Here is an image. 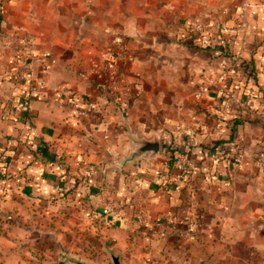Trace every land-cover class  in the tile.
<instances>
[{
  "label": "crops",
  "instance_id": "obj_1",
  "mask_svg": "<svg viewBox=\"0 0 264 264\" xmlns=\"http://www.w3.org/2000/svg\"><path fill=\"white\" fill-rule=\"evenodd\" d=\"M71 1L77 2L86 11L81 12V15H87L92 13L90 3L95 2L104 4L98 8L99 13L113 14L116 10L115 5L120 0H109L108 4L107 0ZM173 1L180 4L178 6L180 11L181 4L186 3L184 0ZM217 1L219 2L216 0L189 2L195 10L193 16L182 18L176 24L174 32L169 34V42L183 47L189 46L205 52L206 55L195 58L194 68L196 64L198 66L191 72L195 73L191 77L194 79L192 82L195 88L187 96L192 102L197 103L178 105L182 117L179 116L177 122L187 129V133L190 131V135H182V132L174 130L178 134V143L182 142L179 148L188 152L182 156L186 157V162L191 168L189 167L179 190L173 189V183L170 190H167L158 179L160 175H157L159 171L167 170L165 159L167 155L161 154L160 150L157 157L152 160L147 159L144 162L140 160L139 169L138 160L135 164L122 163L135 142L129 138L125 122H121L119 110L115 111L111 103L106 104L108 101L105 96L99 91L80 94L79 98L84 104L79 106L74 102L71 106L65 102L66 91L60 93L48 89L45 74L41 75L47 71L39 68V65L44 66L42 62L55 41L52 38L53 34L48 41L50 32L48 34V31L31 24L36 10L34 2L37 0H1L0 151L17 161L15 162L18 168L13 172L17 173V180L22 181L23 190L20 189V194L28 193L26 190L29 189L36 199L41 200L40 198L47 195L49 197L56 191H63L62 194L71 199L75 194L79 195L81 190L90 188L89 186L99 187L100 183L93 179L92 175L102 173L103 182H110L109 185L105 184L104 188L111 191L115 186L122 191L114 204L115 207L112 206L116 200L113 195L102 196L99 193L93 195L95 200L98 199L100 208H108L110 211L107 212L109 220L113 219L122 226L126 224L132 226L135 224L132 219L133 208L135 210L139 208L148 220L158 219V223L154 220L156 227L152 229L153 236L160 237L157 242L160 244L162 242L164 250H174L178 254L191 252L198 255V258L202 255L208 258L212 255L214 247L222 248V253L226 254L229 247L239 243L242 247L254 248L260 257H264V62L261 61L264 53L262 50L264 0H240V3L235 5L231 3L234 5L231 10L226 6L216 12V6L224 5L226 0ZM45 3L48 12L54 16H58L63 5H66L63 0H45ZM164 7L168 9L169 4ZM244 11L257 20L254 22L257 25L253 24L251 30L256 38L252 43L258 47L257 49L252 43L244 40L243 35L245 32L248 33L246 30L250 28H244V24H229V20L222 21L225 20L223 17L227 12L231 16L230 21L233 22L234 16H242ZM123 14L124 25L121 30L127 33L134 32V14L128 7ZM62 16L64 14L60 15V20ZM197 16L203 17L196 18ZM84 22L76 27L77 39L70 49L73 52V59H76L77 55L81 57L82 54L89 57L88 52H94L83 47L86 42L96 46V51H100L104 45L113 47L116 41L119 45L121 43L126 45L120 34L121 30L117 27L106 26L97 30L95 24L99 22L96 19L90 24H87L89 21L86 19ZM196 22L209 24L212 30L208 35L195 31L193 24ZM216 28L220 31L216 32ZM219 35L227 37L230 42L232 57L226 55L215 57L217 51L212 49V44L217 43ZM249 44L252 47L247 48ZM42 49L47 52L38 57L37 53ZM94 53L89 59L92 64L95 63L97 77L100 79L103 77L99 68L100 61L108 59L109 53L96 52L97 56ZM250 59L254 64L253 74L257 77L256 82L239 67L240 61L249 62ZM19 66L27 68V76L34 87L31 85V88L35 89L28 103V116L23 120L19 118L24 113L17 111L19 101L12 100L14 83L9 77L10 72ZM131 66L133 68L132 64ZM202 86H207L208 91L199 98L196 94ZM126 95H129V92H126ZM229 95L236 97L237 101L229 100L226 113L223 116L218 115L217 105L229 98ZM11 105H15L16 109L12 110ZM231 118L243 120L235 126L233 132V141L238 149L231 150L232 154L240 156L242 160L240 166L235 163L236 155L233 162V158L227 161L219 160L204 149L230 135V127L234 123ZM101 128L107 129L101 131ZM179 133L182 137H179ZM35 142H45L50 152H56L62 157L61 162L45 161L43 149L33 146L38 152L35 153L37 156L35 158L34 153L28 148L29 144ZM144 157L142 156L143 159ZM129 167L131 170H127ZM134 167L143 172L141 178L137 177L138 172H135ZM122 169H126V172L123 173ZM177 173L176 169L175 173H170L169 176L173 177ZM132 174L136 176H131ZM128 178L136 179L138 187L135 190L131 186L128 187L130 180ZM137 191H140V195H133L138 193ZM167 217L178 223L176 228L181 229L180 234L177 231L170 234L169 230L162 229ZM252 221L255 225H252ZM193 223L197 227L191 231ZM186 228L190 230L188 234L184 233ZM156 230L162 232V235H155ZM170 235L176 242H170ZM174 242L176 249L171 245Z\"/></svg>",
  "mask_w": 264,
  "mask_h": 264
},
{
  "label": "rangeland",
  "instance_id": "obj_2",
  "mask_svg": "<svg viewBox=\"0 0 264 264\" xmlns=\"http://www.w3.org/2000/svg\"><path fill=\"white\" fill-rule=\"evenodd\" d=\"M184 1L186 3L181 4L182 10L180 11L178 9L180 4L178 5V2L173 0H120L115 5L116 10L113 11V14L99 13L98 8L104 4L95 2L90 3L92 13L81 15V12L86 11L77 2L63 0L66 5L62 4L61 13L54 16L48 12L45 0H37L38 3L34 2L36 10H34L31 20V24L48 31V34L50 32L48 41H50L51 34L55 41L48 52L42 49L37 53L38 57H42L45 52L48 54L42 62L44 66L39 65V68L47 71L42 72L41 75L45 74L48 89L60 91V93L66 91L65 102L71 106L74 102L79 106L84 104V101L79 98L80 94L92 91L98 93L99 91L102 96L106 97L108 101L106 104L111 103L115 111L119 110L121 122H125V129L129 131V138L156 139L159 142L161 154H166L168 157L165 158L166 163H169L170 158H174L177 170L179 157H183L182 155L188 152L179 148L182 146V142L178 143V134L175 132L179 131L182 132V135H190V131L187 133V129L177 122L178 117H182L178 105L179 103L192 105L197 103L192 102V99L187 96L195 88V84L192 82L194 79H191L195 73L191 72L198 66L196 64L194 68L195 58L200 57L199 55H206L200 50L168 41L176 24L182 18L193 16L195 10L189 5V2H196V0ZM108 2L109 0L106 1L107 4ZM216 2L219 1L216 0ZM231 3L235 5L240 3V0L238 2L226 0L222 6L217 3L219 7L215 5L216 12L226 6L231 10L234 6ZM166 4H169L168 9L164 7ZM127 7L134 14L135 23L134 32L128 33L121 30L124 25L123 13ZM227 13L223 17L225 20L222 21L229 20V24H244V28H250L246 30L249 31L248 33L245 32L246 36L243 35L244 40L250 43L254 42L255 33L251 30L253 24L257 25L254 23L257 21L256 18L244 11L242 16H234L235 20L232 22L230 14ZM63 14L64 16L60 20V15ZM201 17L203 16L196 18ZM84 19L89 21L87 24L96 19L99 22V24L95 22L97 30L106 26L117 27L121 30L120 34L127 45L125 47L126 45L121 43V46L116 41L113 47L101 45V50L96 51V46L87 44L88 42L85 43L84 48H90L95 52H88L90 56L93 53L97 56L96 52L102 51L109 53L108 59L100 61L99 68L104 78L97 77V69L95 63L92 64L93 62L89 59L90 56L82 54L81 57L77 55L78 57L73 59V52L70 49L77 39L75 37L76 27L82 25ZM250 47L252 45L249 44L247 48ZM253 47L258 48L255 44ZM262 50H264V46ZM262 56L264 57V53ZM261 61L264 62L262 59ZM244 64H250L254 68L252 59L249 62L244 60ZM239 67L243 69V65H239ZM12 73L15 74L14 76L21 73L26 74L27 68L19 66L10 72V74ZM253 75L250 74V76ZM14 76H9L12 81L17 79ZM26 77L30 80L29 76ZM253 79L255 82L257 81L256 76ZM25 83L27 82L25 81ZM30 84L33 87L32 82ZM33 88L31 89L32 96L35 90ZM126 92H129V95L125 96ZM201 95V97L198 95L197 97L202 98L204 93ZM75 96H77L76 99H74ZM221 104L222 102L219 106ZM219 106L217 105L216 109ZM111 121L109 124L112 123ZM106 129L101 128L100 130ZM182 135L179 133V137ZM94 137L96 138V136ZM24 144L26 145V143ZM133 146L127 156L139 144L134 143ZM165 147L168 148L166 152L163 150ZM158 152L154 156H150V152H146L142 155L145 156L144 159L140 156L135 159L134 164L138 160V165L136 164L138 167L141 163L140 160L143 162L147 159L148 161L152 160L157 157ZM124 153L125 151L122 154ZM5 157L4 163L0 165V264H77L78 262L113 264V255L119 257L121 264H264V257H260L258 251L253 250L254 248L242 247L239 243L229 247L226 254L222 253V248L214 247L211 251L212 255L208 258L203 255L198 258V255L191 252L178 254L174 250H164L162 242L161 244L157 242L160 237L153 236L152 229L156 227L155 219L148 220L139 208L136 210L133 208L132 219L135 224L132 226L126 224L128 226L125 228L126 225L122 226L114 222L113 219L109 220L107 212L110 211L107 210L108 208H100L98 199L95 200L93 195L98 193L102 196L113 195L116 200L113 201L112 206L115 207L114 204L118 201L122 191L115 186L111 191L104 188L103 186L109 185L110 182H103L102 173L92 175V178L100 183L99 187L97 185L89 186L90 188L81 190L79 195L75 194L71 199H67L66 194H62L63 191H56L49 197L47 195L40 198L41 200L36 199L29 189L26 190L28 193L21 195L22 181L17 180V173L13 172L18 168L17 161L10 155ZM183 158L187 176L191 167L186 162V157ZM138 169L136 168L135 172H138L137 177L141 178V175L144 174ZM127 170H131L130 167ZM122 172L125 173L126 169H122ZM117 173L120 174L118 170ZM114 177L116 178L117 175ZM170 178L173 177L170 176ZM170 178L169 182H172L173 179ZM111 179L114 180V178ZM128 179H130L128 187L131 186L135 190L138 187L136 179ZM114 189L118 191H114ZM137 192L133 195H140V191ZM113 207H111L112 210ZM99 211H101L100 214ZM168 220V217L165 218L162 229L169 230L170 234L177 232L180 234L181 229L176 228L178 223L173 222L167 226ZM158 222L156 219L155 223ZM252 225H255L253 221ZM161 233L159 230L154 231L155 235H162ZM184 233L186 234V231ZM169 237H171L170 242L175 241L173 236ZM175 242L171 243L174 249L177 248L174 246Z\"/></svg>",
  "mask_w": 264,
  "mask_h": 264
},
{
  "label": "trees",
  "instance_id": "obj_3",
  "mask_svg": "<svg viewBox=\"0 0 264 264\" xmlns=\"http://www.w3.org/2000/svg\"><path fill=\"white\" fill-rule=\"evenodd\" d=\"M219 37H221V39L223 41L222 44L215 43V42L212 44V49L215 52L217 51L215 53V57H219L220 55H226V56L232 57V54L230 51V42L228 41L227 37H224L223 35H221V36L219 35ZM240 65H243V70L248 75L253 74V72H254L253 67L250 64L246 65V64H244V60H242V61H240ZM254 75L252 76L253 78H255ZM25 81L27 83L24 82V84H25L24 85V84H22L21 78H17V79L13 80L14 92L12 95V100L13 101H20V100L23 101V111L22 112L24 114L22 116H20L19 119H21V120H23L24 117L28 116V114H27L28 113V103L32 97V90H31L32 88H31V84L29 82L30 80L26 79ZM11 109L15 110L16 109L15 105H11ZM230 120L234 121L233 126L230 127V135L225 139L217 140L211 147L204 148L207 150V152L209 151L212 155L214 154L219 160H226L227 161L228 159H232L234 157V155H236L235 153L232 154V152H231L232 148L233 149L237 148L235 142L233 141V132L236 129L235 126H237L243 120L241 118H231ZM33 146L40 147V149L41 148L43 149L45 161H48L50 163L51 162H57V163L61 162L62 157L59 154H57L56 152H50V150L48 149V146L46 145L45 142H35V143H31L28 145L29 150L34 153V156L36 158L37 156L35 153H38V152L35 150V148ZM163 150H165V152H166V150H168V148L165 147ZM43 153L41 155H43ZM5 156L6 155H3V153L0 151V165H2V163H4V159L6 158ZM174 157H176V156H174ZM42 159H43V157H42ZM175 161L176 160L174 158H170L169 163L167 164V170L162 171V172L159 171L158 175L169 176L170 173H174L176 171V168H175L176 162ZM233 161H234V158H233L232 162ZM194 223H193L194 227L192 228L191 231H194L195 228L197 227L196 224H194Z\"/></svg>",
  "mask_w": 264,
  "mask_h": 264
},
{
  "label": "built area",
  "instance_id": "obj_4",
  "mask_svg": "<svg viewBox=\"0 0 264 264\" xmlns=\"http://www.w3.org/2000/svg\"><path fill=\"white\" fill-rule=\"evenodd\" d=\"M193 28H194L195 31H199L200 33H202L204 35H208L210 33V31L212 30L211 25L205 24V23H202V22H196V23H194L193 24ZM215 31L216 32H219L220 29L219 28H216ZM216 42L219 43V44H222L223 41H222L221 37H218V39H216ZM262 60H264V57L262 58ZM26 74H24V73L22 74L21 73L18 76H14L15 74L13 75V73H12L10 75H12V76H14L16 78H21L22 84H24L25 80L26 79L28 80V78L26 77L27 76ZM207 91H208L207 86H202L198 90L197 95L199 97H201L202 96L201 94L202 93H205ZM228 97L230 99L229 98L225 99V101L222 102L221 106H219V108L217 109V114L218 115L223 116L226 113V110H227V108L229 106V100H235V101H237L236 97H234L233 95H229ZM17 111H18V113H21L23 111V101L22 100H20L18 102V104H17ZM240 162H241L240 156L239 155H236L235 156V163H236V165H240ZM177 166L179 167L178 168V173L175 176H173V178H172L173 181L172 182H169L170 176L160 175L158 177L159 181L163 184V186L167 187L166 188L167 190H170V186L172 185L171 183H173V189H175V190H179L181 188V186H182V183L184 181V178L186 176V171H187L186 168H185V159L183 157H179V159L177 161ZM171 223H173V221L171 219H169L168 220V223H166V224L168 226ZM185 231L188 234L190 230L188 228H186Z\"/></svg>",
  "mask_w": 264,
  "mask_h": 264
},
{
  "label": "water",
  "instance_id": "obj_5",
  "mask_svg": "<svg viewBox=\"0 0 264 264\" xmlns=\"http://www.w3.org/2000/svg\"><path fill=\"white\" fill-rule=\"evenodd\" d=\"M132 140L135 143H138L139 146L127 156L122 163L128 162L133 163L135 159L142 156L146 152H150V156L156 155V153L159 151V142L156 139H146V138H132ZM112 262L113 264H121V261L118 256L113 255L112 256ZM77 264H84L82 262H78Z\"/></svg>",
  "mask_w": 264,
  "mask_h": 264
}]
</instances>
